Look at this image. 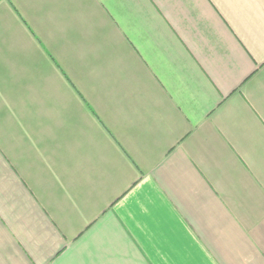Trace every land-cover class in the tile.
Here are the masks:
<instances>
[{
	"label": "crops",
	"instance_id": "1",
	"mask_svg": "<svg viewBox=\"0 0 264 264\" xmlns=\"http://www.w3.org/2000/svg\"><path fill=\"white\" fill-rule=\"evenodd\" d=\"M0 264H264V0H0Z\"/></svg>",
	"mask_w": 264,
	"mask_h": 264
}]
</instances>
